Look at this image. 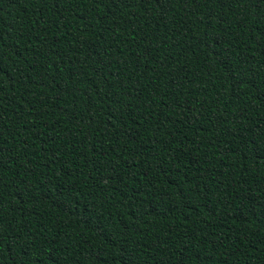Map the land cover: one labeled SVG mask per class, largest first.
<instances>
[{
  "label": "trees",
  "instance_id": "16d2710c",
  "mask_svg": "<svg viewBox=\"0 0 264 264\" xmlns=\"http://www.w3.org/2000/svg\"><path fill=\"white\" fill-rule=\"evenodd\" d=\"M0 264H264V0H0Z\"/></svg>",
  "mask_w": 264,
  "mask_h": 264
}]
</instances>
